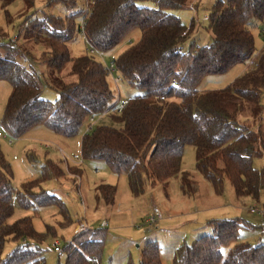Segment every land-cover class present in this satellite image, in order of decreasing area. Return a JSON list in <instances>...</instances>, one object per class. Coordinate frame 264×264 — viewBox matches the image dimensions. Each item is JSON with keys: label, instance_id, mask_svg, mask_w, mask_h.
<instances>
[{"label": "trees", "instance_id": "1", "mask_svg": "<svg viewBox=\"0 0 264 264\" xmlns=\"http://www.w3.org/2000/svg\"><path fill=\"white\" fill-rule=\"evenodd\" d=\"M13 1L0 0V7L6 11ZM145 1L153 5L142 4ZM55 4L64 6L63 15L42 11L40 17L24 20L18 32L24 40L22 49L4 40L0 27V80L10 85L0 119L6 134L18 139L42 125L64 137L78 135L92 114L113 103L114 93L108 83L110 66L92 53L71 56L69 43L81 32L90 48L102 53L139 31V39L130 41L112 64L141 92L130 96L120 113L107 115L115 125L96 124L81 135L83 159L103 161L111 172L126 173L134 195L142 194L146 184L166 186L172 177H180L181 189L192 195L195 181L181 165L183 149L191 145L197 171L216 193H222L227 180L238 198L259 199L264 170L254 166L253 159L264 157V52L254 68L226 86L199 90L198 85L206 75L250 60L255 51L251 30L255 20H264V0H215L208 9L210 44L191 41L186 50L182 45L194 20L188 26L170 10L188 8L192 0H86L81 10L76 9V0H45L44 6ZM32 44L44 48L41 59L53 69L50 87L58 92L53 101L42 96L40 73L19 61L21 54H30ZM66 67L76 80L58 76ZM26 158L37 162L35 152ZM69 170L81 172L76 166ZM12 175L0 146V264H47L42 243L55 237L54 227L46 225L40 232L29 216L10 219L15 207L55 205L63 224H71L66 204L43 186L62 178L64 170L58 161L45 159L39 175L19 187L12 184ZM95 191L105 204L114 202L115 185L100 182ZM207 224L210 233L176 246L172 264H264V242L252 244L239 235L240 228L252 226L248 221L221 217L210 218ZM7 239L15 245L3 256ZM105 241V228L75 232L62 249L65 264H101ZM126 264H162L160 245L146 241L138 262Z\"/></svg>", "mask_w": 264, "mask_h": 264}, {"label": "rangeland", "instance_id": "2", "mask_svg": "<svg viewBox=\"0 0 264 264\" xmlns=\"http://www.w3.org/2000/svg\"><path fill=\"white\" fill-rule=\"evenodd\" d=\"M76 9L81 10L86 6V0H76ZM215 0H192L188 8L170 10L179 16L189 26L193 19V28L182 45L186 50L191 41L198 45H207L211 42V35L207 30L204 17L208 16V9ZM144 5H153L145 1ZM45 0H34L32 5L25 0H14L6 11L0 7V27L3 28L6 37L4 40L16 37V47L22 49L23 36L18 32L25 26L27 17H40L42 11L63 15L65 8L61 4H55L46 8ZM8 13V14H6ZM81 16L77 21L81 23ZM252 27L255 51L249 61L234 65L228 71L221 74L206 75L198 85L199 90L219 89L231 83L237 76L255 67L260 54L264 52V39L261 35V27L264 20H255ZM140 32L135 31L131 38L124 40L111 50L98 53L92 52L89 44L81 32L77 33L69 43L71 56L94 54L104 65H113L112 61L131 42H136ZM44 48L38 44H32L30 54H21L19 61L32 66L41 75L42 96L48 100H55L58 92L50 87L54 78L53 69L45 60L41 59ZM66 67L60 75L64 81H74L76 76L67 74ZM57 74V73H56ZM55 74V75H56ZM108 83L114 93V100L119 95L120 99L129 98L137 92H141L136 85L128 83L113 66V71L108 74ZM10 93V85L0 80V119L3 115L7 97ZM261 104L264 107V88L262 90ZM88 123H84L82 129L75 137H64L56 134L46 127L39 125L29 130L21 138L14 139L6 134L0 138V146L6 160L12 169V184L19 187L21 183L36 178L40 173V164L45 159L58 161L65 175L58 180H50L44 183V188L59 196L66 204L72 223L64 225L63 216L55 205H47L30 209L15 207L10 221L29 216L37 231H44L46 225H52L55 229V237L48 236L42 243L45 249L44 256L47 264H65V253L54 251V240H58L59 247L63 249L65 241L71 239L75 233L74 228L84 225L88 229L105 228L106 241L100 258L101 264H126L129 261L137 263L140 258L141 246L147 237L155 238L161 246L162 264H172L176 246L181 242L191 244L195 238L202 234L210 233L211 227L207 224L210 218L241 217L253 226L240 228L239 235L242 239L256 244L264 242V218L249 211L250 206L264 207V184L260 190L259 199L251 197H237L231 184L225 180L222 193H216L212 185L197 171L195 165V152L191 145H185L182 155V170L189 172L195 181L194 193L187 194L181 189L180 177H172L166 186L160 183L146 184L144 192L134 195L128 185L126 173H113L103 161L82 160V163L64 162V157L81 155V135L85 132ZM96 124L115 125L109 117L104 116L96 120ZM12 139V143L9 140ZM62 151V153L60 152ZM29 152H35L37 162L31 163L26 158ZM83 158V157H82ZM253 164L264 170V157H255ZM76 166L81 168L79 174L70 172L69 168ZM100 182L116 186V194L112 204H105L102 199L96 197V186ZM153 205L165 218L160 224L149 225L146 219L152 215ZM107 225L102 227V222ZM167 225L165 227L162 226ZM15 245L12 239H7L2 250V255L7 254Z\"/></svg>", "mask_w": 264, "mask_h": 264}, {"label": "built area", "instance_id": "3", "mask_svg": "<svg viewBox=\"0 0 264 264\" xmlns=\"http://www.w3.org/2000/svg\"><path fill=\"white\" fill-rule=\"evenodd\" d=\"M193 6V4H192ZM194 7V6H193ZM204 21L206 24L209 23V19L208 16L204 17ZM80 26L83 28L84 26V20H81ZM261 35L263 36L264 39V25L261 27ZM16 37H13L12 39H10V41L12 42L13 45H16ZM92 52H95L92 50ZM97 53V52H95ZM100 55V53H98ZM110 72L113 71V65L110 66ZM174 82H172L173 84ZM161 99H164L163 97H161ZM128 102V98H125L123 100L120 99L119 95L116 97V99H113V103H111V105L105 109L103 112L99 113V114H92L89 117V125L86 127L85 132H88L92 129V127L94 126V122L104 116H107L108 114L114 113V114H118L122 111L123 107L127 104ZM1 137H5V131L3 129V126L0 122V138ZM10 143H12V139L9 140ZM60 152L62 153V151L60 150ZM83 158L80 157L78 154H74V155H70L68 157H64V162L68 163V162H77L79 164L82 163ZM249 211L255 214L260 215L261 217L264 218V207H257V206H250ZM162 218V214L159 212V210L157 208H154V211L152 212V215L150 217H148L146 219L147 224L149 225H153L154 223H156L159 219ZM107 225V221H103L102 222V227H105ZM77 231L83 230V229H88L86 228L84 225H79L76 227ZM54 251L57 252L58 254L63 252L62 249L59 247V242L58 240H54Z\"/></svg>", "mask_w": 264, "mask_h": 264}, {"label": "crops", "instance_id": "4", "mask_svg": "<svg viewBox=\"0 0 264 264\" xmlns=\"http://www.w3.org/2000/svg\"><path fill=\"white\" fill-rule=\"evenodd\" d=\"M56 180H58V179H56ZM154 208H157V206L156 205H153V210H154ZM165 218L162 216V218L161 219H159L156 223H154V224H160V222L162 221V222H164V224H165ZM207 221V220H206ZM162 224V223H161ZM162 226L163 227H165V226H167V225H163L162 224ZM253 226V225H252ZM77 227V226H76ZM74 228V231L76 232L77 231V228ZM149 240H156L155 238H152V237H147L145 240H144V243L146 242V241H149ZM157 241V240H156ZM143 243V244H144ZM158 243V242H157ZM142 247V246H141ZM161 247V246H160Z\"/></svg>", "mask_w": 264, "mask_h": 264}]
</instances>
